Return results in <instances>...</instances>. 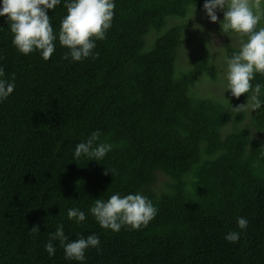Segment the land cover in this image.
I'll return each mask as SVG.
<instances>
[{
	"label": "trees",
	"instance_id": "16d2710c",
	"mask_svg": "<svg viewBox=\"0 0 264 264\" xmlns=\"http://www.w3.org/2000/svg\"><path fill=\"white\" fill-rule=\"evenodd\" d=\"M115 4L99 57L82 62L63 59L68 49L58 40L47 61L19 53L0 17V66L16 85L0 103V264H79L58 241L54 256L44 250L61 223L69 240L99 236L101 251L87 249L86 264H264V106L235 109L251 104V92L233 97L232 110L195 94L203 74L216 78L204 41L191 68L178 72L184 23L171 20L193 5L204 12V0ZM258 5L264 13V0ZM48 14L58 33L63 3ZM238 48L225 44L228 56ZM251 83L264 85V76ZM96 130L113 151L102 162L73 161ZM115 192L142 193L158 214L141 230L101 228L88 210ZM73 207L85 222L68 220ZM239 217L248 227L231 244L224 236L241 231Z\"/></svg>",
	"mask_w": 264,
	"mask_h": 264
},
{
	"label": "clouds",
	"instance_id": "9594fccd",
	"mask_svg": "<svg viewBox=\"0 0 264 264\" xmlns=\"http://www.w3.org/2000/svg\"><path fill=\"white\" fill-rule=\"evenodd\" d=\"M63 3L66 14L61 18L58 33L54 31L49 10H55ZM116 7L115 0H0V17H4L12 34V45L21 54L38 53L47 61L55 52L56 41L68 51L63 59L70 62H82L91 57H99V52L94 51L96 42L106 39V34L112 27ZM259 5H253L251 0H204L203 11L211 22H218L223 34L231 37L238 34L242 39L237 51L225 57L224 69L226 90L231 96L239 98L242 94L252 93L247 96V102L235 109L240 110L250 106L252 110L264 106L261 99L264 85L251 82L259 74L264 76V27H258L264 17L259 11ZM223 13L219 19L217 12ZM246 38V39H243ZM2 59V57H0ZM15 76L11 80L5 78L4 68L0 66V103L5 102L15 89ZM99 130L93 131L90 136L79 142L73 152V161L81 157L87 161L102 162L106 155L113 151L115 145L101 141ZM113 169L106 168L105 174ZM103 229L120 232L122 228L141 230L158 214V208L153 201L140 192L126 195L115 192L107 199L98 198L88 210ZM67 218L77 225L85 222L87 216L80 208L68 209ZM248 219L237 218L236 224L241 231H229L224 240L236 244L241 234L248 227ZM39 231L37 226H33ZM54 241L63 247L64 258L86 264V250L95 248L99 253L100 239L95 233L87 237L81 236L76 240H69L65 234L64 225L59 224L55 231L49 233L48 242L44 250L49 257L56 253Z\"/></svg>",
	"mask_w": 264,
	"mask_h": 264
},
{
	"label": "rangeland",
	"instance_id": "374dc122",
	"mask_svg": "<svg viewBox=\"0 0 264 264\" xmlns=\"http://www.w3.org/2000/svg\"><path fill=\"white\" fill-rule=\"evenodd\" d=\"M261 1L262 0H258L259 3ZM260 13L264 14L263 12ZM217 15L219 19H223L222 12L218 11ZM171 21H182L184 23L183 43L180 47L177 58L178 72L191 68L193 63L192 60L197 57L201 50V42L204 41L212 54L211 63L214 64L216 78L203 74L196 83L194 92L201 97H210L223 101L226 103V106L232 110L230 105L233 101V96H231L229 90L225 91L227 84L224 72L226 67L225 57L228 56L225 44L232 43L239 47L242 38L235 33L231 34V37L223 34L220 30V24L218 22H211L205 12H201L195 5L191 7L185 18L172 19ZM260 22L264 27V17H262ZM147 40V48L152 47L154 40L148 39V36ZM165 179V175H160L158 184H162Z\"/></svg>",
	"mask_w": 264,
	"mask_h": 264
}]
</instances>
